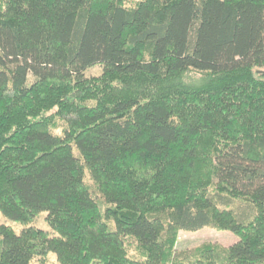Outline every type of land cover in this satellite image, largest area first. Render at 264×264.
Wrapping results in <instances>:
<instances>
[{
  "label": "trees",
  "instance_id": "obj_1",
  "mask_svg": "<svg viewBox=\"0 0 264 264\" xmlns=\"http://www.w3.org/2000/svg\"><path fill=\"white\" fill-rule=\"evenodd\" d=\"M0 215V264H264V0H0Z\"/></svg>",
  "mask_w": 264,
  "mask_h": 264
},
{
  "label": "rangeland",
  "instance_id": "obj_2",
  "mask_svg": "<svg viewBox=\"0 0 264 264\" xmlns=\"http://www.w3.org/2000/svg\"><path fill=\"white\" fill-rule=\"evenodd\" d=\"M103 74V68L101 66H96L87 71L88 77H100ZM200 79V76L195 73H190L187 76V82H193ZM57 133H61V129L57 130ZM46 214L40 215L35 222L29 224V226H35L37 228L50 231V227L45 220ZM8 225L17 231H21L25 225L8 220L3 215H0V226ZM239 241L237 235L231 233L230 231H219L215 229L206 228L199 232H180L177 237V242L175 244L176 252L190 251L196 248H200L204 245L211 244L215 246H220L225 249L230 248L235 243ZM57 255L51 254L44 264H55L57 263ZM32 264H43L41 259H36Z\"/></svg>",
  "mask_w": 264,
  "mask_h": 264
}]
</instances>
